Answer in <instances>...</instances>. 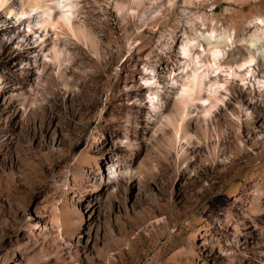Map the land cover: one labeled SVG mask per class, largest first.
I'll list each match as a JSON object with an SVG mask.
<instances>
[{"label":"rangeland","instance_id":"1","mask_svg":"<svg viewBox=\"0 0 264 264\" xmlns=\"http://www.w3.org/2000/svg\"><path fill=\"white\" fill-rule=\"evenodd\" d=\"M75 2L55 65L0 11V264H264V86L220 73L205 114L171 84L199 32L244 54L264 0Z\"/></svg>","mask_w":264,"mask_h":264},{"label":"bare ground","instance_id":"2","mask_svg":"<svg viewBox=\"0 0 264 264\" xmlns=\"http://www.w3.org/2000/svg\"><path fill=\"white\" fill-rule=\"evenodd\" d=\"M74 1L0 0V11H4L7 15H13L14 20L19 24L25 23V31H28V33H20L16 37L23 42L29 37L32 41L39 42L41 48L43 47L42 56L55 65L62 62L65 51L59 44L60 35L68 31L77 39L82 37L84 24L74 17L77 13L76 8H74L76 6ZM19 19L22 20L19 21ZM261 23L262 20L259 19L256 24L260 25ZM50 33L53 37H50ZM261 33V28H257L242 39L248 44V46L245 44L244 54H237V45H234L231 50L225 48L229 43H235L225 30L220 33L211 30L205 35L199 32L193 40L185 41L181 54L191 62V71L184 76L185 78L183 77L184 79H181L180 83L174 78L171 81L172 86L174 85L177 88L178 100L181 103L179 106L181 110L184 109L182 112L185 111L191 101L205 104V106H202V111L205 114L209 113L218 102H222L217 92L220 90L222 94L227 92L228 89L221 86L219 79H216L220 73L229 75L233 79L238 78L243 84L250 83L249 85H251L252 79L256 86H264V77L259 76V73L264 74V35L262 36ZM198 47H202V50L194 55V51L196 53ZM206 51L210 53L212 62L199 70L200 67L196 65H200V57ZM195 59L197 60L194 61ZM154 97L158 100L157 94H154ZM184 138H186L185 133L182 137L178 136L177 133L176 138H171L170 144L176 145Z\"/></svg>","mask_w":264,"mask_h":264}]
</instances>
